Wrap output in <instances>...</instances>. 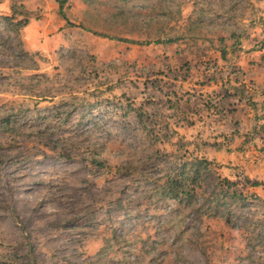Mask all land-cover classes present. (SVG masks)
<instances>
[{
    "label": "rangeland",
    "instance_id": "rangeland-1",
    "mask_svg": "<svg viewBox=\"0 0 264 264\" xmlns=\"http://www.w3.org/2000/svg\"><path fill=\"white\" fill-rule=\"evenodd\" d=\"M263 45L264 0H0V264H264ZM194 157L233 221L157 193Z\"/></svg>",
    "mask_w": 264,
    "mask_h": 264
},
{
    "label": "trees",
    "instance_id": "trees-1",
    "mask_svg": "<svg viewBox=\"0 0 264 264\" xmlns=\"http://www.w3.org/2000/svg\"><path fill=\"white\" fill-rule=\"evenodd\" d=\"M27 22V18H24L18 20L16 24L24 26ZM173 41V38H157L154 42L171 43ZM136 43L147 44L148 41ZM159 156L160 154H156L155 157L159 159ZM96 162L99 163V160ZM211 164L212 162L204 157H194L182 162L173 161V165L167 168L163 177L164 182L156 186V191L165 199H173L179 204L190 207L192 213L204 211L207 215L216 214L227 222H231L234 219L232 205L238 202L243 205L247 197L231 189L234 183L216 174ZM263 184L264 182L258 181L252 182L251 185Z\"/></svg>",
    "mask_w": 264,
    "mask_h": 264
},
{
    "label": "crops",
    "instance_id": "crops-1",
    "mask_svg": "<svg viewBox=\"0 0 264 264\" xmlns=\"http://www.w3.org/2000/svg\"><path fill=\"white\" fill-rule=\"evenodd\" d=\"M262 65L264 66V62L262 63ZM263 71H264V68H263ZM260 84L264 85V75L262 76V78H260ZM262 93H264V92H262Z\"/></svg>",
    "mask_w": 264,
    "mask_h": 264
}]
</instances>
